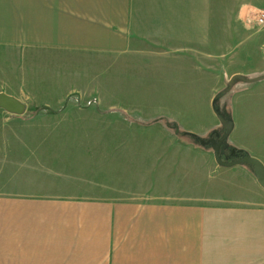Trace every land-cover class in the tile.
<instances>
[{"label":"crops","instance_id":"1","mask_svg":"<svg viewBox=\"0 0 264 264\" xmlns=\"http://www.w3.org/2000/svg\"><path fill=\"white\" fill-rule=\"evenodd\" d=\"M262 10L264 0H0V71L16 52L23 60L50 50L114 54L119 69L129 57L152 62L167 92L192 94L179 105L190 115L171 118L201 141L225 129L209 110L208 123L197 124L204 105L194 94L238 91L264 76L260 64L230 68L264 56V32L251 30ZM205 99L213 108L214 95ZM225 145L224 161L236 159L233 148L252 156L237 138ZM204 148L220 171L255 180L253 169L221 167ZM26 153L0 138V264H264V205L92 198L61 177L34 172V155Z\"/></svg>","mask_w":264,"mask_h":264},{"label":"rangeland","instance_id":"2","mask_svg":"<svg viewBox=\"0 0 264 264\" xmlns=\"http://www.w3.org/2000/svg\"><path fill=\"white\" fill-rule=\"evenodd\" d=\"M259 13L251 17L252 32H264L256 25ZM240 53L235 56L242 58ZM262 54L256 52L252 60L236 61L230 68L248 71L260 64V69ZM12 57L0 71V90L16 95L26 111L0 116V138L27 152L23 156L34 155L32 170L43 172L44 178L61 177L92 198L150 203L200 196L204 204L229 205V200L240 198L264 205V188L255 177L253 181L247 174L220 171L198 137L192 140L171 118L181 111L190 115L189 108L179 105L192 100V94L167 92L162 71L149 67L154 63L143 66L144 60L129 57L119 69L114 54L60 50L27 54V60L19 52ZM252 80L251 86L231 94H223L225 89L194 94L204 105L196 118L204 126L207 111L216 114L212 105H205V98L214 95L218 112L235 125L229 139L237 138L264 164V76ZM228 93L231 103L224 110ZM209 139L217 137L211 134L203 141ZM233 149L236 155L239 150Z\"/></svg>","mask_w":264,"mask_h":264},{"label":"water","instance_id":"3","mask_svg":"<svg viewBox=\"0 0 264 264\" xmlns=\"http://www.w3.org/2000/svg\"><path fill=\"white\" fill-rule=\"evenodd\" d=\"M239 79V77H237ZM245 82H250L246 81L245 79L242 78ZM253 82V81H252ZM228 91V90H227ZM224 92L223 94L227 93ZM0 109L5 110L9 114L13 115H23L26 111V106L21 103L19 100L15 99L14 97L8 96L6 94H0ZM221 124L225 128V133L220 136L217 135V139H209L207 141L199 140L200 144L202 146H211V148L214 151V157L216 162L218 163L219 166L221 167H226V168H233L234 166H239V165H249L253 168V173L255 178L257 179L258 183L262 188H264V164L252 157V156H245L243 158H236L231 161H224L222 159V147L231 135L234 124L231 119H225L218 111L216 112ZM235 153H233V156Z\"/></svg>","mask_w":264,"mask_h":264},{"label":"built area","instance_id":"4","mask_svg":"<svg viewBox=\"0 0 264 264\" xmlns=\"http://www.w3.org/2000/svg\"><path fill=\"white\" fill-rule=\"evenodd\" d=\"M256 25L264 28V11H261L256 17Z\"/></svg>","mask_w":264,"mask_h":264},{"label":"trees","instance_id":"5","mask_svg":"<svg viewBox=\"0 0 264 264\" xmlns=\"http://www.w3.org/2000/svg\"><path fill=\"white\" fill-rule=\"evenodd\" d=\"M213 107H214L215 112H217V111H218V108H217V106H216V103H214ZM188 135H190V134H187V136H188ZM190 136H191V135H190ZM213 136H214V135H213ZM197 139H199V138H197ZM198 141H199V140H198ZM236 155H237V158H243V157L247 156V154H246L244 151H241V150L236 151Z\"/></svg>","mask_w":264,"mask_h":264}]
</instances>
